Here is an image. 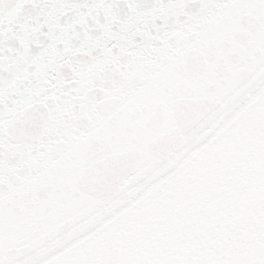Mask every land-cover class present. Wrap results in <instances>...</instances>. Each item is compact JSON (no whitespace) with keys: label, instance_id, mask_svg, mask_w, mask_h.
I'll return each mask as SVG.
<instances>
[{"label":"snow or ice","instance_id":"obj_1","mask_svg":"<svg viewBox=\"0 0 264 264\" xmlns=\"http://www.w3.org/2000/svg\"><path fill=\"white\" fill-rule=\"evenodd\" d=\"M0 264H264V0H0Z\"/></svg>","mask_w":264,"mask_h":264}]
</instances>
